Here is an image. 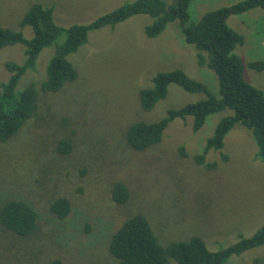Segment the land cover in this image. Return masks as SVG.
Wrapping results in <instances>:
<instances>
[{"label":"rangeland","instance_id":"374dc122","mask_svg":"<svg viewBox=\"0 0 264 264\" xmlns=\"http://www.w3.org/2000/svg\"><path fill=\"white\" fill-rule=\"evenodd\" d=\"M126 1L131 0H0V26L30 38L31 27L19 22L33 3L50 7L53 21L68 26L91 22ZM237 1L191 0L189 20ZM151 21L138 13L91 29L87 42L68 54L76 78L57 91L39 87L61 36L41 49L35 69L18 80L17 91L27 85L37 89V109L16 135L0 142V199L22 196L38 219L32 234L21 240L0 230V264H112L111 234L135 212L146 216L161 243L196 234L210 249L250 235L264 222V160L254 157L255 142L246 128L235 124L226 133L225 159L216 150L206 153L213 167L194 158L229 109L208 114L195 131L191 115L176 117L161 140L145 149L126 144L124 132L132 122L155 121L167 109L205 96L170 83L166 95L144 110L138 92L151 85L155 72L180 68L218 93L215 73L197 63L196 48L184 41L178 20L148 37L143 26ZM227 22L243 36L234 52L244 78L264 92V7L231 14ZM23 49L20 43L0 48V82L9 75L5 62L21 63ZM62 140L71 142L69 151H60ZM115 181L128 186L124 203L110 196ZM58 196L71 203L63 218L48 207ZM225 264H264V245L231 255Z\"/></svg>","mask_w":264,"mask_h":264},{"label":"trees","instance_id":"16d2710c","mask_svg":"<svg viewBox=\"0 0 264 264\" xmlns=\"http://www.w3.org/2000/svg\"><path fill=\"white\" fill-rule=\"evenodd\" d=\"M190 1H126L91 22L68 26L56 24L51 8L36 2L26 10L19 22L20 26L31 27L33 34L30 38H26L20 30L0 26V48L14 43L24 46L21 63L5 62L9 75L0 82V142H6L16 135L37 109V89L27 85L17 91L16 85L26 70L35 69L37 56L43 47L62 37L59 42H55L39 87L43 92H54L76 78V69L68 59V54L87 42L91 29L114 25L133 14L145 13L152 17V21L143 26V32L148 37H155L162 32L169 21L178 20L184 41L196 48L197 63L215 73L218 93L213 94L203 82L190 77L180 68L155 72L151 77V85L141 87L138 92L144 110H150L158 99L166 95L170 83L186 91L203 92L205 96L169 108L155 121L132 122L124 132L126 144L134 150L145 149L161 140L165 127L176 117L191 115L192 129L195 131L203 125L208 114L229 109L231 112L215 124L203 149L194 155L196 162L213 167L215 162H208L205 158L211 149L218 151L221 158L225 159L223 138L235 124H240L250 132L256 146L254 157L264 160V92L244 78L242 61L234 52L235 46L242 43L243 36L227 22L231 14L264 7V0H239L213 8L201 14L196 21L189 20ZM60 145L62 152L71 148L69 140L60 141ZM129 193L128 186L122 181H115L110 188V196L117 203H124ZM48 207L57 218H63L70 211L71 203L67 197L58 196L49 202ZM37 219L36 208L22 196L7 195L0 199V230L5 235L11 234L17 240L28 237L37 227ZM261 245H264V222L250 235H240L237 240L217 249L208 248L203 238L196 234L161 243L146 216L135 212L126 217L111 234L108 251L116 259L112 264H225L231 255H239ZM257 260L254 259V262L257 263Z\"/></svg>","mask_w":264,"mask_h":264}]
</instances>
